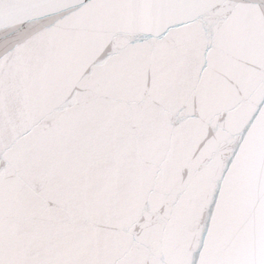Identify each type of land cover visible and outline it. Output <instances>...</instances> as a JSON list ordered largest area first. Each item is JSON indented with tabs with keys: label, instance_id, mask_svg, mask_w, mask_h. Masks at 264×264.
<instances>
[{
	"label": "snow or ice",
	"instance_id": "6c2138e0",
	"mask_svg": "<svg viewBox=\"0 0 264 264\" xmlns=\"http://www.w3.org/2000/svg\"><path fill=\"white\" fill-rule=\"evenodd\" d=\"M0 264H264V0H0Z\"/></svg>",
	"mask_w": 264,
	"mask_h": 264
}]
</instances>
